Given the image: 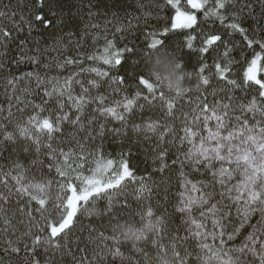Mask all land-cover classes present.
Wrapping results in <instances>:
<instances>
[{
  "label": "snow or ice",
  "instance_id": "1",
  "mask_svg": "<svg viewBox=\"0 0 264 264\" xmlns=\"http://www.w3.org/2000/svg\"><path fill=\"white\" fill-rule=\"evenodd\" d=\"M23 4L45 26L44 12L58 15V0ZM152 6L144 24L164 23L151 25L143 49L115 43L139 17L119 23L111 39L113 21L89 23L81 39H103L102 49L86 54L76 41V54L63 55L66 45L42 49L36 40L27 49L20 39L14 62L34 68L17 74L6 60L13 32L35 26L0 0V21L11 24L0 26V264H264V0ZM166 8L174 14L161 16ZM185 50L196 54L195 71L185 70ZM154 53L176 60L195 84L172 91L166 77L149 74ZM69 66L77 70L63 75ZM89 73L95 78H82ZM157 109L156 118L144 115ZM106 142L120 144L117 158ZM144 143L149 167L140 174L131 158Z\"/></svg>",
  "mask_w": 264,
  "mask_h": 264
},
{
  "label": "trees",
  "instance_id": "2",
  "mask_svg": "<svg viewBox=\"0 0 264 264\" xmlns=\"http://www.w3.org/2000/svg\"><path fill=\"white\" fill-rule=\"evenodd\" d=\"M4 4H7L10 2V0H2ZM39 0H33V3H38ZM164 0H58V8H57V17L53 18L51 17L47 12H44V18L45 20H50L51 23H49L47 26H45L42 22L35 21L33 17L28 15V9L23 4V0H11V3L13 5V10L16 11V21L19 22V17L21 14L25 15L26 18L31 19L34 28L29 34L28 32V26L26 24H21V27L24 29L23 31L19 32H13V43L9 46V52L6 57V60L12 61L10 64L11 70L14 73H22L27 71H32L34 66L30 64L29 62L25 61L19 64L17 67L15 64V58L20 55V49H19V40L25 39L27 41L26 48L27 49H34L35 48V41H40V47L43 49L44 47H56V48H63L65 45L68 48L67 53H62L63 55H75L76 54V48H75V42L80 41L83 45L82 51L86 54H90L93 51L99 50L103 48L104 40L100 39L95 44H93L91 35H88L81 39L83 36L85 26L89 23H99L101 26L105 24L106 20L113 21L112 24H110L109 27V33L108 36L111 39L112 33L115 32V27L123 22L127 23L129 19L132 17H139V22L136 20H132L133 25L135 27L132 30L131 35H127L126 40H120L121 33H115L116 36V46L123 47L125 43H128L129 41H134L135 45L138 46L140 49H143L145 47V37L149 31L152 30L151 25H156L157 28H159L164 21L161 20L159 24H157L155 19L149 20V25L144 24V17L143 12L144 11H153L154 13L158 11L157 9L153 8V3H163ZM182 4H186V0H181ZM211 3V0H210ZM145 5V7L142 9L140 5ZM92 12L94 15L90 18L88 13ZM113 14H116L119 19H114ZM174 12L169 11L167 8L164 9L162 12H160L161 16L169 17L173 15ZM200 18H202V13L198 14ZM62 18V22L57 24L56 19ZM249 24H251V21H248L245 26L247 27ZM0 26L5 27H11V24L7 21H0ZM215 27L219 28L220 25L217 22ZM90 32H95L97 30H89ZM71 32L73 35L69 37L67 34ZM101 36H103V32L100 33ZM179 38L176 36H169L168 40L170 43H174ZM234 41L238 43V45L243 48V41L242 38L239 36V34H236L233 37ZM71 41V42H70ZM129 46H133L131 43H129ZM257 50H259L257 48ZM251 50L244 49L245 55H247ZM25 54H28L27 52ZM51 56H55L56 52H51ZM207 56V63L209 65H212V56L214 53H208L205 54ZM234 57L237 60L242 61L243 57L240 55L239 50L233 53ZM125 56L127 57L128 54L126 53ZM155 59L160 58H171L168 56H165L161 53H154L152 55ZM184 59L187 61L185 64V70L186 71H195L197 68V61H196V54L195 53H189L187 50L184 52ZM151 65V60L148 57V64L146 67V70L148 71ZM84 67H99L103 70H108L107 65H104L102 61L100 62H91L85 60V63L83 65ZM127 66V65H125ZM246 67V66H245ZM75 67L69 66L67 70H65L62 74L67 75L68 71H75ZM212 72L215 71L214 68L210 69ZM7 71V69L5 70ZM43 71V69H41ZM236 71H239L242 75L241 69L237 68ZM58 74L55 69L50 73V75H56ZM207 74V72L205 73ZM2 75V74H0ZM95 78L94 73L89 74H82V78ZM189 86L195 84V78H193L191 81L188 80ZM212 87H221L222 85L213 78L211 81ZM143 88V86H141ZM78 91V88H77ZM101 92L104 91L102 88L100 90ZM130 91L134 92L135 89H130ZM146 91V90H145ZM209 91H211V88H209ZM168 95H171V93H167ZM192 98H194L195 94H190ZM237 95H240V93H237ZM119 98V97H116ZM209 100L212 99L211 96L208 97ZM5 101V96L3 93V87L2 83H0V103H3ZM39 102V99L36 101ZM183 103L187 104V99L183 101ZM6 106V105H5ZM145 116L152 115L153 118H156L160 115L159 110H154L152 112H145ZM127 145H125V148ZM147 147V143H144L142 145H137L133 148L134 155L132 156V164L138 168V173L142 174L146 168L149 167L148 164H145V148ZM121 146L119 143L116 142H106L105 143V153L111 154V158H117V154L120 152ZM7 155V153H5ZM0 163H3V161H0ZM150 164V161H149ZM177 191V188L175 185L170 189L168 192L169 196V202H174V196ZM164 192L161 190L160 192V199L163 198ZM153 204H155V200H153ZM135 207V205H134ZM138 219V218H137ZM14 238V237H9ZM31 242L30 240L28 241ZM0 254H2V249H0ZM67 259V258H66Z\"/></svg>",
  "mask_w": 264,
  "mask_h": 264
},
{
  "label": "clouds",
  "instance_id": "3",
  "mask_svg": "<svg viewBox=\"0 0 264 264\" xmlns=\"http://www.w3.org/2000/svg\"><path fill=\"white\" fill-rule=\"evenodd\" d=\"M151 65L148 70L149 74H159L166 77V82L170 85L172 91H183L189 87L186 74L181 68L177 67V61L173 58H160L155 59L149 56Z\"/></svg>",
  "mask_w": 264,
  "mask_h": 264
}]
</instances>
